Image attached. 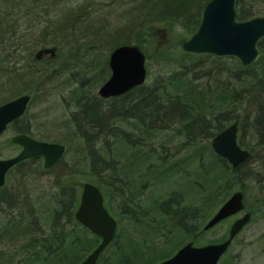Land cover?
<instances>
[{
	"label": "trees",
	"instance_id": "trees-1",
	"mask_svg": "<svg viewBox=\"0 0 264 264\" xmlns=\"http://www.w3.org/2000/svg\"><path fill=\"white\" fill-rule=\"evenodd\" d=\"M207 1L139 0L115 26L95 21V10L102 9L91 7L95 0H0V104L30 96L25 112L7 128L65 146L50 168L36 156L7 171L0 186V264L83 260L100 241L74 217L84 179L100 189L116 219L113 239L96 264H156L186 242L224 239L226 233L201 242L203 225L234 184L244 188V180L260 191L253 206L264 204V36L257 41L258 58L247 65L232 55L184 51L181 42L198 28ZM258 1L235 0L236 19L264 15L255 9ZM51 11L57 20L42 26ZM38 26L39 37L27 39L26 29ZM178 28L187 36L176 55L168 56L158 34ZM155 37L149 54L145 45ZM121 44L142 48L146 80L120 95L100 97L97 88L110 75L109 53ZM44 48H52L53 55L37 58ZM152 59L158 67L154 74ZM55 94L63 109L59 116L32 109L39 95L43 102ZM232 122L239 145L249 151L235 168L210 145ZM6 142L13 145L10 137ZM146 154L156 162L134 176L136 161ZM194 159L203 179L198 186L195 179L183 189L170 185L161 196L155 192L181 170L179 175L190 177L187 168ZM17 181L22 191L13 189ZM195 189L199 199H185L186 191Z\"/></svg>",
	"mask_w": 264,
	"mask_h": 264
},
{
	"label": "water",
	"instance_id": "water-1",
	"mask_svg": "<svg viewBox=\"0 0 264 264\" xmlns=\"http://www.w3.org/2000/svg\"><path fill=\"white\" fill-rule=\"evenodd\" d=\"M235 0H209L206 2L197 30L183 41L182 49L196 53L236 56L243 65L254 62L259 52L257 41L264 36V16H254L246 20H237L234 10ZM53 55L52 48H44L36 53ZM109 77L98 87L100 97L120 95L142 84L146 78L145 54L135 44H121L109 53ZM28 94H21L0 104V135L7 125L22 115L29 101ZM237 123L233 122L215 134L210 142L213 151L225 158L233 167L242 164L249 151L237 143ZM11 141L21 146L13 157L0 159V185L4 183L6 171L14 164L34 156L43 157V166L49 168L63 154L64 145L58 142L37 140L25 133L11 136ZM243 208V193L233 191L206 221L203 229H208ZM249 212L233 221L228 237L216 243L194 246L184 244L172 256L157 264H217L226 251L232 238L249 219ZM75 218L83 226L100 237V242L79 264H95L102 249L114 236L116 221L103 205L100 189L89 182L82 185L80 201Z\"/></svg>",
	"mask_w": 264,
	"mask_h": 264
},
{
	"label": "rangeland",
	"instance_id": "rangeland-1",
	"mask_svg": "<svg viewBox=\"0 0 264 264\" xmlns=\"http://www.w3.org/2000/svg\"><path fill=\"white\" fill-rule=\"evenodd\" d=\"M138 1L139 0H95V2L91 4V7L93 6L102 7L101 10H95L96 13H98L94 16V18H96L95 21L99 20L100 22H104V23H107L108 21L109 24L118 26L120 25L118 24L120 23V21L116 23V21L118 20L117 18H121V15H126L129 12H131L133 10L134 5ZM255 9H258V11H264V0L260 2L258 1V3L255 4ZM47 18L49 21H46L47 19H44V21L42 22V26H44L46 23H49L51 25L55 20H57L52 11L48 13ZM57 24L58 26H60L59 22H57ZM42 26L41 27L38 26V28H27L26 32H24L25 34L29 33L27 34L28 35L27 39H34L36 37H39L40 35L39 31L42 29ZM158 28L162 29L164 28V26L160 24L158 25ZM186 36L187 35H185V33H183V31L180 28L173 30L171 32H166V33H163V31L160 30L158 34V38L162 39L164 43L163 44L164 48L162 50H165L166 55L168 56L176 55V53L180 50L179 48L180 41L182 40V38ZM156 42H157V37H155V40L151 42L150 46H148L147 44L145 45L147 53L149 54L152 53L153 51L152 46L156 45ZM46 56H49V55H42V57H46ZM153 60L154 59H152L153 63L150 61L152 63L151 74H154L158 68L156 66V62L154 63ZM40 97L41 96L39 95L38 98L34 100L32 109L36 110L39 107L47 108V110L50 111L52 115L59 116V113H61L63 109L61 108L62 105L60 106V100L57 97V95L55 94L45 99L44 100L45 102L44 101L41 102ZM12 134H13V131L9 128L0 136V158H7L10 156H13L20 150L19 146L7 145L6 140ZM129 150L121 157L126 156L129 153ZM141 159L142 161H140V159L139 161H136V167L133 170V173L135 174L134 176L143 172L145 169V166L149 163V161L156 162L155 157H153V155L150 156L149 154L141 155ZM196 166H197V161L194 159V161L191 162V165L188 166L187 168V170L190 171V174H192L190 175V177L186 179L183 175L182 176L179 175L183 172V170H181L180 173H178V175H175L173 177V181L169 179L167 183L165 184V186L160 185L155 192L160 193L159 195L161 196L164 194L162 192L168 191V188L170 185H175L174 188H177V189H183L181 185L184 182L189 183L191 185L193 180L195 179H197L198 182L196 183L193 182V185L195 184V186H198L199 181H203V179L198 178V174L196 173V170H197ZM246 166H250V165L247 164ZM184 171L186 170L184 169ZM52 174L53 172H51V175ZM176 178H179L178 182L175 181ZM243 186L244 188L239 189V190H241L244 195L243 202L246 206L244 210L250 211L251 218L249 222L246 224V226L235 237V239L233 240L231 246L229 247L225 255L222 256L220 259H233L234 257V259L238 260L237 262L238 264H264V204H261L259 202L256 203V206L255 205L253 206L252 204V202L254 201L256 197V194L260 192L257 186L253 185L251 182H248L246 180H244ZM238 187L239 186H237V183L234 184L231 189V192L234 190H237ZM13 189L22 191L23 190L22 182L17 181V184L16 186L13 187ZM199 196H200V193L198 192L197 189H195L194 192L186 191L185 193V199L187 200L188 198H193V199L198 198L199 199ZM247 205L249 206L247 207ZM210 208L212 210L213 204L210 205ZM242 212L238 213L237 216L240 215ZM232 218L233 217H230L226 219L225 221L217 224L210 230H207L202 235L200 239L201 242H205L206 240H213V239L221 238V236H223L228 231ZM45 220H46V217L43 218V223ZM43 223L41 224L44 225ZM46 227H47V224H45V228ZM180 239L181 238L179 236L178 240Z\"/></svg>",
	"mask_w": 264,
	"mask_h": 264
},
{
	"label": "flooded vegetation",
	"instance_id": "flooded-vegetation-1",
	"mask_svg": "<svg viewBox=\"0 0 264 264\" xmlns=\"http://www.w3.org/2000/svg\"><path fill=\"white\" fill-rule=\"evenodd\" d=\"M244 213H245V211L242 212V214H244ZM236 214H237V213H236ZM236 214H234V215H232V216H229V217H227V218L233 217V218H232V221H233V220L237 219L239 216L242 215V214H241V215H238V216H237ZM232 221H231V222H232ZM240 231H241V230H240ZM240 231H239V232H240ZM239 232H238V233H239ZM238 233L236 234V236L238 235ZM227 234H228V233H227ZM227 234H226V236H227ZM236 236H235V237H236ZM233 259H234V257H233Z\"/></svg>",
	"mask_w": 264,
	"mask_h": 264
}]
</instances>
